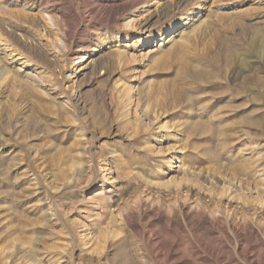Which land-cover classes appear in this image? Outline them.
I'll return each mask as SVG.
<instances>
[{"label": "rangeland", "instance_id": "1", "mask_svg": "<svg viewBox=\"0 0 264 264\" xmlns=\"http://www.w3.org/2000/svg\"><path fill=\"white\" fill-rule=\"evenodd\" d=\"M0 264H264V0H0Z\"/></svg>", "mask_w": 264, "mask_h": 264}, {"label": "bare ground", "instance_id": "2", "mask_svg": "<svg viewBox=\"0 0 264 264\" xmlns=\"http://www.w3.org/2000/svg\"><path fill=\"white\" fill-rule=\"evenodd\" d=\"M171 39V38H170Z\"/></svg>", "mask_w": 264, "mask_h": 264}]
</instances>
